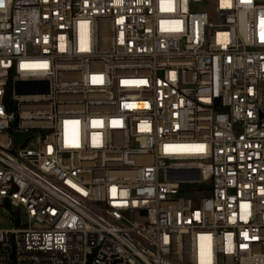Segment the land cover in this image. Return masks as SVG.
<instances>
[{
  "label": "built area",
  "instance_id": "2783aa9c",
  "mask_svg": "<svg viewBox=\"0 0 264 264\" xmlns=\"http://www.w3.org/2000/svg\"><path fill=\"white\" fill-rule=\"evenodd\" d=\"M263 89L264 0H0V264H264Z\"/></svg>",
  "mask_w": 264,
  "mask_h": 264
},
{
  "label": "rangeland",
  "instance_id": "374dc122",
  "mask_svg": "<svg viewBox=\"0 0 264 264\" xmlns=\"http://www.w3.org/2000/svg\"><path fill=\"white\" fill-rule=\"evenodd\" d=\"M263 92H264V89H263ZM28 135H23L22 137L20 138H17L18 141H17V144L18 146H20L23 142V140L27 137ZM13 227V224L9 221V218L7 216H4L0 219V228L1 229H8V228H12Z\"/></svg>",
  "mask_w": 264,
  "mask_h": 264
}]
</instances>
